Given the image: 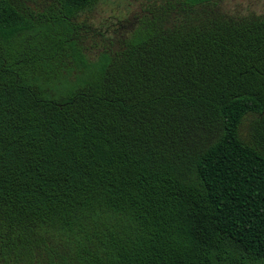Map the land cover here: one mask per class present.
<instances>
[{
	"label": "trees",
	"instance_id": "obj_1",
	"mask_svg": "<svg viewBox=\"0 0 264 264\" xmlns=\"http://www.w3.org/2000/svg\"><path fill=\"white\" fill-rule=\"evenodd\" d=\"M99 2L0 0V264H264V16Z\"/></svg>",
	"mask_w": 264,
	"mask_h": 264
},
{
	"label": "rangeland",
	"instance_id": "obj_2",
	"mask_svg": "<svg viewBox=\"0 0 264 264\" xmlns=\"http://www.w3.org/2000/svg\"><path fill=\"white\" fill-rule=\"evenodd\" d=\"M149 0H100L94 10L82 15L81 20H87L96 26L105 22L124 21L126 25L134 22V17L142 13ZM46 5L49 0H37ZM223 8L232 14L264 16V0H222ZM248 130V129H247Z\"/></svg>",
	"mask_w": 264,
	"mask_h": 264
}]
</instances>
